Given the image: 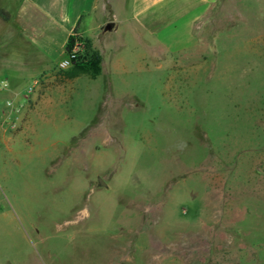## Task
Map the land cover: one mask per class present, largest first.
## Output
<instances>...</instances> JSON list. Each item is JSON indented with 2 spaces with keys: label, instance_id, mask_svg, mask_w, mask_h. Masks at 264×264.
I'll return each instance as SVG.
<instances>
[{
  "label": "rangeland",
  "instance_id": "obj_1",
  "mask_svg": "<svg viewBox=\"0 0 264 264\" xmlns=\"http://www.w3.org/2000/svg\"><path fill=\"white\" fill-rule=\"evenodd\" d=\"M117 20L95 78L0 22V264H264V0Z\"/></svg>",
  "mask_w": 264,
  "mask_h": 264
},
{
  "label": "crops",
  "instance_id": "obj_2",
  "mask_svg": "<svg viewBox=\"0 0 264 264\" xmlns=\"http://www.w3.org/2000/svg\"><path fill=\"white\" fill-rule=\"evenodd\" d=\"M128 1L0 0V22L10 28L9 45L11 53L16 56L12 68L30 69L28 65L42 61L44 65L34 69L45 70L46 63L52 64L66 53L70 34L75 28L93 43L94 38L107 41L103 31L109 29H105V24L113 21L115 26L109 31L116 29L119 26L117 18L127 11ZM199 1L213 5L217 0ZM95 14L97 28L89 26ZM91 30H95L94 38L87 34Z\"/></svg>",
  "mask_w": 264,
  "mask_h": 264
},
{
  "label": "trees",
  "instance_id": "obj_3",
  "mask_svg": "<svg viewBox=\"0 0 264 264\" xmlns=\"http://www.w3.org/2000/svg\"><path fill=\"white\" fill-rule=\"evenodd\" d=\"M73 31H78L75 28ZM86 42V49L80 54L79 59L73 64L70 71H68V76L70 78H74L80 76L82 74L90 75L92 78L96 77V73L99 69V64L102 60V55L92 48L90 41L83 37ZM71 36L69 37V41L67 43V50L70 48ZM66 52V51H65ZM80 59H86L84 61H80ZM96 69V70H95Z\"/></svg>",
  "mask_w": 264,
  "mask_h": 264
},
{
  "label": "built area",
  "instance_id": "obj_4",
  "mask_svg": "<svg viewBox=\"0 0 264 264\" xmlns=\"http://www.w3.org/2000/svg\"><path fill=\"white\" fill-rule=\"evenodd\" d=\"M70 48L64 56L58 61L61 68L72 66L80 57V54L86 49V42L78 31H72Z\"/></svg>",
  "mask_w": 264,
  "mask_h": 264
},
{
  "label": "water",
  "instance_id": "obj_5",
  "mask_svg": "<svg viewBox=\"0 0 264 264\" xmlns=\"http://www.w3.org/2000/svg\"><path fill=\"white\" fill-rule=\"evenodd\" d=\"M114 26H115V23L113 22V21H108L106 24H105V29H109V30H112L113 28H114ZM102 182H104L103 180H102Z\"/></svg>",
  "mask_w": 264,
  "mask_h": 264
}]
</instances>
